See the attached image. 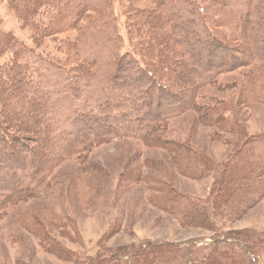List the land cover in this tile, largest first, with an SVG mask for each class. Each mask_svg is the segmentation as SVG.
Listing matches in <instances>:
<instances>
[{
	"label": "trees",
	"instance_id": "obj_1",
	"mask_svg": "<svg viewBox=\"0 0 264 264\" xmlns=\"http://www.w3.org/2000/svg\"><path fill=\"white\" fill-rule=\"evenodd\" d=\"M6 1L21 27L30 30L31 44L0 25V219L43 186L53 166L95 142L130 137L166 151L163 126L188 111H200L203 125L242 135L240 120L228 108L235 106L232 101L200 106L197 98L217 73L244 65L234 51L244 53L252 40L259 55L251 52L247 58L252 63L248 77L254 79L252 89L264 91V0ZM252 15L260 18L252 22ZM44 38L53 40L58 54L38 48ZM210 44L224 60L198 58L191 51L197 47L205 54ZM12 96L16 100L9 107ZM239 101L247 103L244 97ZM25 106L32 120L21 119ZM52 134L62 151L49 162L33 150L23 159L15 147L33 135L37 147L51 144ZM168 158L191 178L214 175L211 194L203 200L165 185L158 189L162 210L182 227L213 229L215 218L238 219L264 198V132L246 137L220 164L179 140L169 146ZM219 243L226 249L212 244L199 260L189 251L188 259L179 262L186 255L181 244L158 242H146L130 256L134 264H258L245 241ZM117 256L92 264H118Z\"/></svg>",
	"mask_w": 264,
	"mask_h": 264
},
{
	"label": "rangeland",
	"instance_id": "obj_2",
	"mask_svg": "<svg viewBox=\"0 0 264 264\" xmlns=\"http://www.w3.org/2000/svg\"><path fill=\"white\" fill-rule=\"evenodd\" d=\"M117 4L115 6H119ZM209 14L213 15L211 10ZM259 18L252 15L249 20L255 22ZM223 19L229 20L228 17ZM0 25L31 44L30 30L21 27L6 0H0ZM199 25L195 20L198 34L201 33ZM217 29L228 35L231 33L230 29ZM121 31L125 34L123 26ZM202 39L199 47H203ZM252 41L254 45L248 44L244 53L234 51L235 58L245 62L241 63L244 65L217 73L210 84L199 90L197 98L200 106L215 104V100L225 104L232 101L235 106L228 108L235 112L231 116L240 120L242 135L203 125L200 111H188L169 118L163 126L162 139L168 142L166 151L130 137L93 143L81 155L53 166L43 186L33 191L28 199L9 207L5 217L0 219V264H92L103 257L113 259L117 255L118 264H134L130 254H136L146 242L181 244L186 255L178 261L183 262L188 259L189 251L199 260L210 251L212 244L226 249L224 243L219 242L234 239L245 241L251 256L258 264H264V198L238 219L215 218L213 229L182 227L157 201L158 189L164 185L201 200L210 196L214 185L213 173L194 179L186 172L177 171L176 164L168 158V148L173 142H187L220 164L246 137L264 132V91L252 89L255 82L248 77L252 73V63L248 65L247 58L251 52L259 55L255 47L257 42ZM40 44L41 51L58 54L51 38H44ZM231 44L238 45V42ZM213 48L210 44L205 54L197 47L191 51L198 58L206 59L210 55L215 57L213 61L224 60L220 57L222 54L216 56ZM180 49L183 47L178 45L177 50ZM231 58L235 61L233 55ZM246 80L252 83L248 85ZM243 89L246 92L241 96ZM250 90H254L255 95ZM12 97L8 106L14 105L16 98ZM243 97L246 104L239 101ZM21 112L22 120L33 119L27 106L22 107ZM52 136L51 144L44 141L37 147L33 135L25 139V145L16 144L15 147L23 159L33 150L37 155L43 154L49 162L62 151ZM47 145H51L48 150ZM123 252L124 255H119Z\"/></svg>",
	"mask_w": 264,
	"mask_h": 264
}]
</instances>
